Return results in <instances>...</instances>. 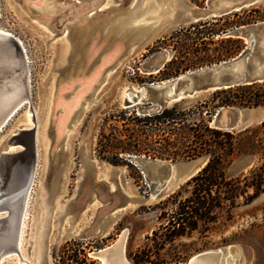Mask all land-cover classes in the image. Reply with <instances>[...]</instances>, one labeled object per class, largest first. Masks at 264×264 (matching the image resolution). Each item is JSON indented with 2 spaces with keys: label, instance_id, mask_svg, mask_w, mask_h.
Here are the masks:
<instances>
[{
  "label": "rangeland",
  "instance_id": "rangeland-1",
  "mask_svg": "<svg viewBox=\"0 0 264 264\" xmlns=\"http://www.w3.org/2000/svg\"><path fill=\"white\" fill-rule=\"evenodd\" d=\"M35 1L48 2V6L59 8L57 12L64 9L63 14L52 18L48 6L41 8L42 12L35 5L30 7ZM86 1L0 0V29H9L24 44L29 78V103L22 101L1 124L0 149L13 128L32 124L31 113L36 117L40 141L36 142L37 160L22 234V255L38 258L41 252L48 264H99L91 250L116 241L125 232L124 251L131 262L136 254L142 264H178L196 251L231 245L237 251V264H264V190L247 202L241 196L236 198L234 205H225L214 221L201 222L195 229L168 239L161 226L167 221L173 200L188 194L189 177L168 189H156L136 160L150 157L176 162L199 157L200 168L208 154L193 153V128L203 131L208 140L214 138L203 124L215 127V111L229 104L211 107L214 101L207 99L213 90H209L191 100L169 104L166 108L175 105L177 109L171 114L176 121H171L155 117L162 109L148 110L150 97L129 104L122 102L129 86L164 80L229 59L246 45L252 47L255 33L245 34L244 29L264 20V0L232 10L236 14L218 15L219 19L211 24L218 32L211 35L205 32L209 24L197 21L215 16L161 27L173 11L170 0H138L133 6L138 13L132 18L134 22L141 16L156 20L152 24L148 20L137 23V29H122L120 23L112 29L104 22L124 17L134 0H100L95 9L85 12L86 17L67 23L71 19L64 17L69 10ZM172 2L178 10L186 4L206 5V0ZM245 19L249 22L234 25ZM154 24L159 28L157 36L139 44L133 40L144 32L143 28L147 30ZM233 37L241 40L242 47L237 52L206 59L207 54L209 58L213 55V48L223 53L231 50L233 44L225 39ZM131 40L135 41L132 45ZM201 48H206L205 52ZM162 49L165 58L153 69L157 52ZM262 81L257 82L264 88ZM229 106L252 109L255 116L245 126L220 128L229 131L234 142L225 173L235 175L255 165L264 169V124H260L264 121V104ZM215 139L225 142L228 136L219 134ZM171 193H176L175 197ZM69 244L82 248L75 259L67 256L69 250L65 248ZM13 260L1 264H13Z\"/></svg>",
  "mask_w": 264,
  "mask_h": 264
},
{
  "label": "water",
  "instance_id": "water-1",
  "mask_svg": "<svg viewBox=\"0 0 264 264\" xmlns=\"http://www.w3.org/2000/svg\"><path fill=\"white\" fill-rule=\"evenodd\" d=\"M137 1L134 0L127 6L126 16L105 20L104 22L108 24L106 27L120 23L122 29L125 27L137 28V23L146 20H148L147 23L152 24L155 21L151 19L153 16H141L142 18L139 17L136 22H134L135 19H132L133 16L138 14L137 10L133 9ZM253 1L206 0L205 6L186 4V7L178 10L170 0L169 7L173 11L167 15L166 26L171 27L190 23L207 16H218L239 9ZM89 4L90 1L87 0L76 6V8H72L64 18H70L71 21L68 22H76L85 14V11L82 10ZM33 6L34 4L31 3L30 7ZM57 9L59 8L50 9L53 12L52 18L63 14L64 9L59 12H57ZM64 18L59 19V22L61 23ZM54 26L57 27L58 24L55 23ZM245 27V34L255 33L252 47L246 45L238 54L229 59L201 65L164 80L142 84L138 87L129 86L126 95L122 97L123 104L150 97L148 110L158 111L168 107L172 102L188 101L209 90L264 80V20ZM0 34H3L0 38L1 119L10 109L9 102L16 99L13 98L15 94L16 96H23L22 101L26 100L28 103L29 101L27 95L28 73L26 64L28 56L26 48L22 41L9 29L4 28V32L0 31ZM156 34L157 29L154 24L133 40L139 41V44ZM133 40L130 41L131 45L135 42ZM157 53L158 57L153 69H157L165 58V50L162 49ZM13 110L6 116L4 121L11 115ZM253 117L254 114L249 108L227 105L221 106L215 111L212 122L216 128H235L247 125ZM31 122L30 126L18 125L13 128L10 132L11 135L4 139V145L1 146L3 151H0V264L10 259H14L13 264H48L47 259L41 252L38 258L33 255L30 257L23 256L19 246H16L14 241L26 191L29 185L31 189V180L36 165V121L33 113H31ZM2 123H0V126ZM8 145L15 147L8 148ZM62 149H65L64 146ZM198 159L199 157H194L171 162L157 158L139 157L136 160L143 166V170L148 178L152 180L156 189H168L178 184L181 179L188 178L197 172L199 169L197 167ZM239 165L240 163L236 164L235 167ZM9 203L11 206L8 205ZM90 253L99 259V264H134L125 255L124 241L120 243L113 240L107 245L91 250ZM237 261V251L231 245H227L226 247L218 246L196 251L185 261L178 264H237Z\"/></svg>",
  "mask_w": 264,
  "mask_h": 264
},
{
  "label": "trees",
  "instance_id": "trees-1",
  "mask_svg": "<svg viewBox=\"0 0 264 264\" xmlns=\"http://www.w3.org/2000/svg\"><path fill=\"white\" fill-rule=\"evenodd\" d=\"M228 13L236 14L237 12L231 11ZM219 17L220 16H215L211 19L199 20L197 24H209L205 32L211 35L213 32H218V29L213 28L211 24H214ZM247 22H249L247 19L238 20L234 22V25ZM221 40L222 39H220V41ZM225 41L232 43L233 48L224 53L213 48V55L210 58L209 54L206 55L208 61L231 55L242 47L240 43L241 40L238 37L227 38ZM201 49H204L203 52H205L206 48ZM262 83L264 82L262 81ZM207 100L210 102L214 101L211 107L227 104H264V88L260 86V82L257 81L232 85L213 90ZM176 110L175 105H173L170 108H163L154 115L155 117L161 116L165 119L171 118V121H176L175 118L171 116ZM260 124L263 125L264 121H261ZM203 128L213 133L214 138L208 140V137H204L205 134H203V131L199 132V130H196L194 127L191 134L195 142L192 151L193 153L206 152L208 158L197 172L188 178L187 183L190 186L188 194L182 198L174 199L172 202L173 205L169 208L168 216L166 217L167 221L161 226L164 227V233H166L168 239L195 229L201 222L207 223L214 221L225 205H234L236 198L241 196L242 201L247 202L264 190V169L259 170V166L257 167V165L249 168L246 172H239L235 175L228 176L225 173V166L234 150L233 135L227 130L209 127L206 123L203 124ZM219 134L227 135L228 140L225 142L221 140L217 141L215 137ZM248 188L250 192H248ZM175 194L176 193H171L170 196L175 197ZM155 232L156 231L153 230L152 233L154 234ZM65 250H69L67 254L68 257L75 259L77 253L82 251V248L69 244L66 246ZM82 255L85 256L83 252ZM131 260L133 263H143L142 258L138 257L136 254L132 256Z\"/></svg>",
  "mask_w": 264,
  "mask_h": 264
},
{
  "label": "bare ground",
  "instance_id": "bare-ground-1",
  "mask_svg": "<svg viewBox=\"0 0 264 264\" xmlns=\"http://www.w3.org/2000/svg\"><path fill=\"white\" fill-rule=\"evenodd\" d=\"M83 1V0H82ZM105 1H107V0H105ZM155 1V0H154ZM169 1V0H168ZM257 1V0H256ZM156 2V1H155ZM162 2H164V1H162ZM31 3H33L35 6H36V8L38 9V11H40V12H42V9L41 8H43V7H45V6H48V2H45V3H40L39 1H35V2H31ZM76 4V3H75ZM78 4V3H77ZM159 4H161L160 2L158 3V6H159ZM99 5V1L97 2L96 0H93V2L91 3L90 2V4L89 5H87L86 6V8H84L82 11H85L86 13L87 12H89L90 10H92V9H95V7H97ZM152 5H154V4H152ZM163 5V4H162ZM165 6V5H164ZM54 5H50V6H48L46 9H47V12L48 11H50V9H54ZM61 7V6H60ZM111 7V6H110ZM109 7V8H110ZM113 7V6H112ZM162 8L163 7H161V10H162ZM165 8V7H164ZM163 8V9H164ZM159 9H160V6H159ZM158 9V10H159ZM145 10V9H144ZM149 10V9H148ZM160 10V11H161ZM170 10V9H169ZM98 11V10H97ZM96 11V12H97ZM164 11V10H163ZM166 11V10H165ZM45 12V11H44ZM51 12V11H50ZM100 12H101V9H100ZM159 12V11H158ZM53 13V12H52ZM141 13V12H140ZM140 13H139V15H140ZM149 13V12H148ZM163 13V12H162ZM169 13H171V11L169 12ZM147 14V13H146ZM159 14V13H158ZM93 15H95V14H93ZM167 15V14H166ZM83 16H86V15H83ZM126 16V15H125ZM161 16H163V14H161ZM160 16V17H161ZM110 17V16H109ZM163 18V17H162ZM81 19H83V18H81ZM158 19V18H157ZM161 19V18H160ZM89 20V19H88ZM156 20V19H155ZM159 20V19H158ZM79 20H77V22H78ZM103 21V20H102ZM86 22V21H85ZM84 22V23H85ZM166 22H167V20H164L161 24H160V26L161 27H164V26H166ZM69 23V22H68ZM70 23H72V22H70ZM75 23V22H74ZM83 23V22H82ZM100 23V22H99ZM104 23V22H103ZM102 23V24H103ZM159 23V22H158ZM158 23H156V25L158 24ZM85 24H88L87 22L85 23ZM149 24V23H148ZM70 25V24H69ZM74 25V24H73ZM103 26V25H102ZM106 27V26H105ZM113 27H115V26H113ZM113 27L111 26V28L113 29ZM156 27V26H155ZM158 27H159V24H158ZM168 27V26H167ZM167 27H165V29L167 28ZM1 28V27H0ZM75 28V27H74ZM103 28V27H102ZM110 28V29H111ZM242 28H244V27H242ZM112 29L110 30V31H112ZM137 29V28H136ZM146 29V28H145ZM145 29L143 28V30L145 31ZM104 30V29H103ZM0 31L1 32H4V30H2V29H0ZM108 31H109V29H108ZM115 31V30H114ZM119 31V30H118ZM130 31L132 32V29H130ZM135 31H137L138 32V30H135ZM159 31V28H157V32ZM165 31V30H164ZM127 32V31H126ZM130 32V33H131ZM141 32V31H140ZM161 32H163V31H161ZM87 33V32H86ZM90 33V32H89ZM92 33V32H91ZM106 33V32H105ZM121 33H123V32H121ZM120 33V34H121ZM129 33V34H130ZM139 33V32H138ZM235 33V32H234ZM88 34V33H87ZM111 34H113V32H111L110 33V35ZM116 34V33H115ZM119 34V35H120ZM124 34H126V33H124ZM85 35V34H84ZM93 35V34H92ZM122 35V34H121ZM136 35V34H135ZM235 35V34H234ZM3 36V34H0V38ZM113 36H114V34H113ZM131 36V35H130ZM157 36V35H156ZM242 36V35H241ZM91 37V36H90ZM149 39H152V38H149ZM149 39H147V40H145V41H148ZM144 41V42H145ZM139 46V45H138ZM28 72V71H27ZM29 79V78H28ZM28 89V88H27ZM126 93H127V89L124 91V94H123V96H125L126 95ZM22 97L23 96H20V95H17L16 96V94L13 96V98H16L15 100H12L13 102H9L10 104H9V106H10V109L3 115V117L0 119V123H2L3 121H4V119L6 118V116L23 100L22 99ZM19 109V108H18ZM31 109V108H30ZM252 110V109H251ZM31 111V110H30ZM14 113V112H13ZM259 115V114H258ZM255 116V115H254ZM257 116V115H256ZM255 119V118H254ZM30 120H31V116H30ZM35 121H36V117H35ZM37 123V122H36ZM38 125V124H37ZM37 127V126H36ZM11 135V134H10ZM9 136V135H8ZM6 138H8V137H6ZM35 141L36 142H38L39 141V135H38V127L37 128H35ZM40 142V141H39ZM4 143V142H3ZM3 145V144H2ZM12 146V145H11ZM0 151H3V149H0ZM37 160V159H36ZM32 181V180H31ZM30 187V185L28 186V188H27V191H26V195H25V199H24V203H23V206H22V211H21V213H20V217H19V223H18V226H17V232H16V237H15V244H16V246H19V249H20V251H21V246H22V238H23V236H22V234H23V231H24V225H25V219H27L26 218V210H27V204H28V196H29V188ZM9 206H11L10 205V203L8 204ZM1 216V215H0ZM103 230V229H102ZM121 235V234H120ZM124 239H125V232H123L122 233V235L120 236V237H118L117 238V240L116 241H118V242H120V243H122L123 241H124ZM40 248H41V246H40ZM36 258V257H35Z\"/></svg>",
  "mask_w": 264,
  "mask_h": 264
}]
</instances>
